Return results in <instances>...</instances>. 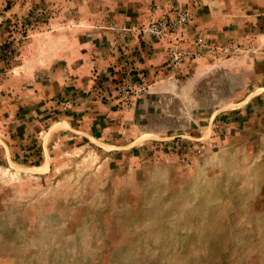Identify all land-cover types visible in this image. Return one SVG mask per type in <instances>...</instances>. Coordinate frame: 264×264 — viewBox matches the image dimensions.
I'll return each instance as SVG.
<instances>
[{
	"label": "rangeland",
	"instance_id": "1",
	"mask_svg": "<svg viewBox=\"0 0 264 264\" xmlns=\"http://www.w3.org/2000/svg\"><path fill=\"white\" fill-rule=\"evenodd\" d=\"M204 1L0 0V72L58 59L113 95L133 140L66 133L31 157L40 168L0 164V264H264V0H221L235 15L220 37L190 27ZM179 11L180 33L151 32Z\"/></svg>",
	"mask_w": 264,
	"mask_h": 264
},
{
	"label": "crops",
	"instance_id": "2",
	"mask_svg": "<svg viewBox=\"0 0 264 264\" xmlns=\"http://www.w3.org/2000/svg\"><path fill=\"white\" fill-rule=\"evenodd\" d=\"M202 4L205 12L194 18L190 27L200 25V20L211 36L217 34L220 37L221 30L229 29L227 26L231 25L235 14L221 12V8L228 5L225 1L205 0ZM221 16L225 22L221 23ZM234 29L230 32L232 35L236 31ZM162 48V44L156 42L145 46L146 58L142 60V67L151 71L157 66L164 68L161 65ZM79 53L74 48L67 57H79ZM57 60L32 66L17 65L23 70L20 75H13L12 68L0 72V164L15 163V158H25V164L31 165L29 161L36 151L45 155L42 149L66 133L68 138L79 139V142L89 140L110 148H122L133 141L121 142L126 122L122 114L115 113L121 109L116 106L118 102L112 99L113 95L105 99V95L110 93L105 90L95 96L94 90L98 86L93 81L88 84L75 75L64 78V71H61L64 68ZM54 64L55 72H50L49 67ZM115 133L119 134L117 138ZM42 166L31 165L32 168Z\"/></svg>",
	"mask_w": 264,
	"mask_h": 264
},
{
	"label": "built area",
	"instance_id": "3",
	"mask_svg": "<svg viewBox=\"0 0 264 264\" xmlns=\"http://www.w3.org/2000/svg\"><path fill=\"white\" fill-rule=\"evenodd\" d=\"M189 21H190L189 12L179 11L177 14L172 15L169 18H166L165 20L154 22L150 30L157 36L162 35L167 30H170L172 34L177 35L178 33L181 32V30H183L188 25ZM200 40H202V38H200ZM171 46H172L170 47L171 59H173L175 62H178L181 59H183V55L186 53L181 50H178L175 45H171ZM210 46H212L211 48H214V50L219 52H221V49L227 52L231 49V47L235 48V51L239 50L236 44L227 45L224 47H221V45H217V46L210 45Z\"/></svg>",
	"mask_w": 264,
	"mask_h": 264
}]
</instances>
